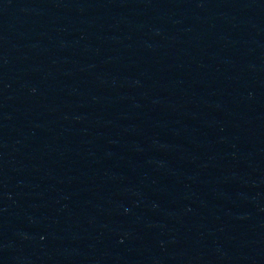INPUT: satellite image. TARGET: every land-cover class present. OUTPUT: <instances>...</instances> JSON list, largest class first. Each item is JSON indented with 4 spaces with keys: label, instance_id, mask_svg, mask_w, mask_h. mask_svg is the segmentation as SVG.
Segmentation results:
<instances>
[{
    "label": "water",
    "instance_id": "95a60500",
    "mask_svg": "<svg viewBox=\"0 0 264 264\" xmlns=\"http://www.w3.org/2000/svg\"><path fill=\"white\" fill-rule=\"evenodd\" d=\"M0 264H264V0H0Z\"/></svg>",
    "mask_w": 264,
    "mask_h": 264
}]
</instances>
